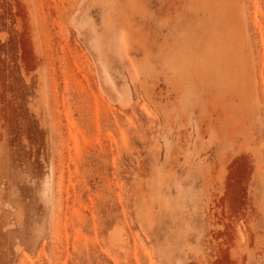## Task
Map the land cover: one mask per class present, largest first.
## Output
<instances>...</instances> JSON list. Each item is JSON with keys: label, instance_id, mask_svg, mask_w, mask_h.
Instances as JSON below:
<instances>
[{"label": "rangeland", "instance_id": "obj_1", "mask_svg": "<svg viewBox=\"0 0 264 264\" xmlns=\"http://www.w3.org/2000/svg\"><path fill=\"white\" fill-rule=\"evenodd\" d=\"M0 264H264V0H0Z\"/></svg>", "mask_w": 264, "mask_h": 264}]
</instances>
